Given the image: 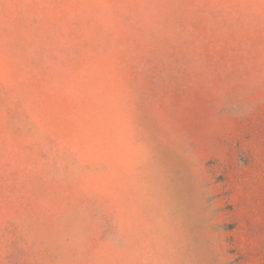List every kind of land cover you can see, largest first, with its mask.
Instances as JSON below:
<instances>
[{
  "label": "rangeland",
  "instance_id": "374dc122",
  "mask_svg": "<svg viewBox=\"0 0 264 264\" xmlns=\"http://www.w3.org/2000/svg\"><path fill=\"white\" fill-rule=\"evenodd\" d=\"M0 264H264V0H0Z\"/></svg>",
  "mask_w": 264,
  "mask_h": 264
}]
</instances>
